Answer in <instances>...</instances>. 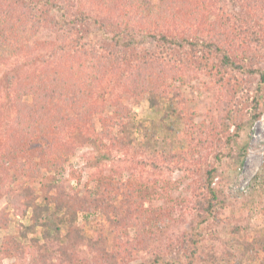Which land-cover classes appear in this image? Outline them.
<instances>
[{"label":"rangeland","instance_id":"obj_1","mask_svg":"<svg viewBox=\"0 0 264 264\" xmlns=\"http://www.w3.org/2000/svg\"><path fill=\"white\" fill-rule=\"evenodd\" d=\"M56 1H60L63 12H74L83 7L103 22L116 20L113 9L107 12L93 7L94 0ZM129 2L118 0L115 11L120 14L130 9L126 8ZM220 4L229 12L240 13L243 18L244 32L233 37L239 48L238 59H245V51L253 56L246 68L237 70L236 78L231 77L224 83L226 87H233L236 93L241 89L242 93L237 96L223 94L216 79L202 65L205 61L201 62L183 50L163 51L138 23L135 25L138 34L134 41H129L135 47L134 53L127 58L122 48L91 27L66 35L68 48L60 52L56 48L55 30L59 27L55 23H61L62 12L46 8L38 10L29 1L0 0V13L11 14L12 21L27 30V38L31 35L29 47H22L23 51L18 54H12L7 48L0 49V145L10 143V133L15 135L13 128L8 129L16 115L12 107L17 83L13 82L14 75L19 80L25 75L61 69L73 60L72 52L82 43H88L102 53H113L121 61L118 67L109 70L91 99L96 115L93 118L96 134L90 126L80 133L76 132L79 131L76 126L53 132L52 148L57 147L59 151L53 158L55 172L42 170L39 175L19 176L13 167L8 166L6 172L0 173V264H38L45 254L44 234L49 232L64 239L70 231L66 224L56 226L51 217L46 220L50 228L38 226L32 230L31 210L25 216L15 214L17 200L14 195L24 188H31L37 197L36 202L46 206L43 187L51 183L52 177L71 185L73 192L80 197L94 193L100 185L109 188L114 183H125L142 198V210L155 225L164 228L155 234L156 243L148 251L136 252L131 259L124 256L125 264H198L200 254L212 253L217 255L216 264H263L259 258L253 259L244 251V243L255 237L264 239V83L260 82L258 74L250 73L252 69L264 71V24L259 25L253 17L250 18L242 0H223ZM220 4L218 0H196L195 6L207 9L201 8L206 14L209 11L215 14L219 12L217 7L221 9ZM203 29L185 30L174 26L173 33L179 37L184 33L191 36ZM250 29H253V45L248 37L249 31L252 32ZM61 30L65 31V28ZM160 31L163 29L159 28ZM81 37L84 42L79 41ZM258 42L261 46L256 48ZM255 49L259 51L255 52ZM139 56L161 58L168 69L176 71L177 81L172 79L168 84L182 91V101L191 124L188 126L195 129L192 135L186 136V126L174 122L173 118L161 121L163 114L151 108L147 96L136 102L126 92L124 81ZM157 75L167 77L166 73ZM228 100L233 101L234 112L231 114L220 107ZM253 101L259 104L257 110ZM116 103L130 108L136 122L143 123L150 131L148 138H139L145 147L120 150L107 141L102 144L98 140L102 129L100 118L111 117ZM183 152V158L174 157L184 155ZM33 157L41 160L38 155ZM213 169L216 178L212 187L219 203L210 214L201 216L194 203L199 199L205 201L209 196L207 173ZM86 213L78 212L77 221L79 226H85V237L90 238L105 229L107 223L98 212ZM151 231L154 232V228ZM107 235L110 252L114 235L110 232ZM99 253L80 246L75 253L76 264H96L100 261Z\"/></svg>","mask_w":264,"mask_h":264},{"label":"trees","instance_id":"obj_2","mask_svg":"<svg viewBox=\"0 0 264 264\" xmlns=\"http://www.w3.org/2000/svg\"><path fill=\"white\" fill-rule=\"evenodd\" d=\"M7 1H29L38 7V10L46 8L62 12L60 19L62 24L55 23L59 27L55 30V38L58 44L56 48L60 52H65L68 48L65 44L66 35L74 33L75 30L91 27L122 48L127 58L130 53H134L135 47L129 41L135 40L139 32L135 25L138 23V26L142 25L157 41L163 51L173 53L176 50H183L202 60L201 62L205 61L202 65L207 67L208 74L216 79L226 96L229 94L237 96L242 93V90L238 89L237 94L233 87H226L224 83L231 77L236 78L237 70L246 68V63L253 58L252 53L245 51L243 53L245 59H238L239 48L235 45L233 37L244 32L243 18L240 13L229 12L220 4L223 0H218L221 9L217 7L219 12L215 14L210 11L206 14L204 11L208 10L201 7L204 10L202 12L201 8L195 6L196 0H159L158 4L147 0L132 2L130 0L126 4V8L130 9L121 11L120 14L115 11L118 9L115 7L118 0H94L93 7L103 8L107 12L114 10L116 20L107 23L83 7H78L74 12H63L60 1L56 0ZM242 1L250 18L253 17L259 25L264 24V0ZM210 15H214L213 19ZM251 22L253 23V20ZM174 26L183 27L185 30L193 27L204 29L191 36L184 33L179 37L173 33ZM62 28H65V31L61 30ZM159 28L163 31L159 32ZM250 30L252 32L249 31L248 37L250 44L253 45V29ZM26 32L23 26H18L12 21L11 14L6 16L5 13H0V49L7 48L12 54L22 52V47L28 48V43L31 42V35L27 38ZM79 41L84 42V37ZM256 46L260 47L261 44L258 42ZM254 51L257 52L259 49ZM72 55L73 60H70L68 65L61 66V69L39 72L33 76L25 75L19 80L14 75L13 82L17 83L13 90L15 94L14 99L12 98V107L16 115L12 126L7 127L13 128L17 136L10 133L9 139H12L10 143L0 145V173L4 172L3 170L6 172L8 166L13 167L19 176L39 175L42 170L55 172L56 164L53 158H56L59 151L57 147L52 148L53 132L58 133L68 126H76V130H79L76 132L80 133L83 128L90 126L96 134V125L93 123L96 115L91 99L103 84L109 70L118 67L121 61H118L113 53H102L88 43H82ZM160 73H166L167 77L157 75ZM250 73L258 74L260 82L264 83V71L252 69ZM176 74L175 70L168 69L167 64L164 65L161 58L139 56L136 65L124 81V87L136 102L147 96L151 108L163 114L161 121L173 118L174 122L183 123L188 136L187 134L192 135L195 129L194 126H188L190 121L182 101V91L179 87L168 84L172 79L177 81ZM232 102L230 100L224 102L223 106L220 105L221 110L230 114L234 112ZM115 105L111 117L100 118L102 129L98 133V140L102 144H106L107 141L109 145L120 150L143 148L144 144L139 138H148L151 136L150 131L143 123L136 122L130 108L120 103ZM258 106V102L254 103L255 110ZM164 109L166 111H163ZM183 153L184 155L177 154L174 157L183 158L185 152ZM35 155L41 160L37 161L33 157ZM207 176L209 196L205 201L199 199L194 203L201 216L210 214L219 203V197L212 187L216 170H210ZM43 190L46 206L36 202L37 197L31 188H24L14 195L17 200L14 206L15 214L25 216L31 210L32 230L38 226L50 228L46 220L51 217L56 221V226L66 224L70 231L64 239L52 236L49 232L44 234L45 254L38 264H76L75 253L80 246L100 251V261L96 264H125L124 256L131 259L136 252L148 251L156 243L155 234L164 228L150 220L142 210L144 204L142 198L135 195L125 183H114L109 188L100 185L94 193L90 192L87 196L80 197L73 192L71 185L52 177L51 183L44 185ZM81 211H86V214L98 212L105 219L107 230L101 228L102 230L97 231L93 237L86 238L85 226H79L77 221L78 212ZM152 228L154 232L151 231ZM108 232L114 235L113 249L110 252L107 249ZM244 251L250 253L253 259L259 258L264 264V239L255 237L251 242H245ZM197 260L198 264L218 263L217 255L213 253L207 256L200 254Z\"/></svg>","mask_w":264,"mask_h":264}]
</instances>
